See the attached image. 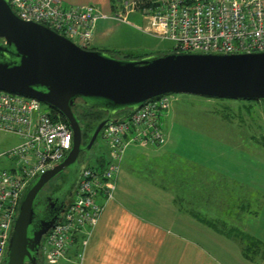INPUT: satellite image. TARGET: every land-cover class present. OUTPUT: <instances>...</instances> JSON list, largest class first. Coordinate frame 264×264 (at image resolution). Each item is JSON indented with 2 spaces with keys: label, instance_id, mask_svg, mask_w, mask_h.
<instances>
[{
  "label": "built area",
  "instance_id": "obj_1",
  "mask_svg": "<svg viewBox=\"0 0 264 264\" xmlns=\"http://www.w3.org/2000/svg\"><path fill=\"white\" fill-rule=\"evenodd\" d=\"M25 22L43 24L78 47L89 50L102 20L126 22L129 13L143 14L142 31L172 43L174 52L241 54L264 52V0H132L112 13L93 5L65 7L60 0H8ZM172 95L148 101L125 119L107 125L99 137L108 158L103 167L86 165L61 219L44 236L40 264H60L83 229L92 228L112 198L116 179L130 144L163 146L162 118ZM61 115L40 101L0 91V132L21 143L7 151L9 169L0 170V264L25 187L57 165L72 146L73 132ZM85 243V239L82 244Z\"/></svg>",
  "mask_w": 264,
  "mask_h": 264
},
{
  "label": "water",
  "instance_id": "obj_2",
  "mask_svg": "<svg viewBox=\"0 0 264 264\" xmlns=\"http://www.w3.org/2000/svg\"><path fill=\"white\" fill-rule=\"evenodd\" d=\"M0 91L40 101L57 111L73 132L62 161L23 190L3 259V264H40L43 238L61 219L64 201L104 127L168 95L264 102V52L118 58L82 49L43 24L22 21L8 0H0ZM77 103L104 114L86 144L73 112ZM64 175L65 183L42 194Z\"/></svg>",
  "mask_w": 264,
  "mask_h": 264
},
{
  "label": "rangeland",
  "instance_id": "obj_3",
  "mask_svg": "<svg viewBox=\"0 0 264 264\" xmlns=\"http://www.w3.org/2000/svg\"><path fill=\"white\" fill-rule=\"evenodd\" d=\"M97 26L100 33L105 32L95 48L98 51L137 57L174 52L171 42L140 32L147 26L141 13L128 14L124 23L102 20ZM162 124L165 146L130 144L123 161L137 167L160 162L164 169L155 168L154 175L192 180L177 184L176 193L200 192L202 196L199 217L176 219L184 226L175 233L169 260L174 264H264V102L172 95ZM19 143L17 136L0 132V170L9 169L4 154ZM95 157L108 158L100 137L90 166L97 164ZM117 187L119 193L121 185Z\"/></svg>",
  "mask_w": 264,
  "mask_h": 264
},
{
  "label": "crops",
  "instance_id": "obj_4",
  "mask_svg": "<svg viewBox=\"0 0 264 264\" xmlns=\"http://www.w3.org/2000/svg\"><path fill=\"white\" fill-rule=\"evenodd\" d=\"M123 1L132 0H60L65 7L93 5L107 14L117 10ZM100 31L96 25L93 49L101 45L100 36L105 32ZM157 167L164 169V164L153 161L137 167L133 162L123 161L116 179V185H121L119 193L117 187L110 200L104 202L99 197L104 210L98 222L77 234L60 264H174L169 254L174 249L175 233L184 226L183 221L176 219L197 218L204 205L201 206L200 192L176 193L175 186L187 180L180 182L162 178L159 173L154 175ZM134 186L137 190H133Z\"/></svg>",
  "mask_w": 264,
  "mask_h": 264
},
{
  "label": "trees",
  "instance_id": "obj_5",
  "mask_svg": "<svg viewBox=\"0 0 264 264\" xmlns=\"http://www.w3.org/2000/svg\"><path fill=\"white\" fill-rule=\"evenodd\" d=\"M91 50H95V49L91 48ZM106 52H108V51H106ZM109 53H112V52H109ZM112 54H114V53H112ZM114 55L118 58H140V57L131 56V55H128V56H126V55L125 56H117L116 54H114ZM55 112H57V111H55ZM73 112L76 115L77 119L79 120L80 126L82 127L83 144H86L89 137H90V133L92 132V130L96 126V124L104 117V114L99 113V112L90 111L89 109L84 108L81 105H79V103H77ZM61 119L63 121H65L62 117H61ZM91 157H92V155H91ZM95 159L97 161V164H95L94 166L99 167V168L103 167L104 161L106 159L104 157H98V158L95 157ZM86 165H89L88 162ZM39 258H40V262H41V254L39 255Z\"/></svg>",
  "mask_w": 264,
  "mask_h": 264
},
{
  "label": "flooded vegetation",
  "instance_id": "obj_6",
  "mask_svg": "<svg viewBox=\"0 0 264 264\" xmlns=\"http://www.w3.org/2000/svg\"><path fill=\"white\" fill-rule=\"evenodd\" d=\"M68 175H64V176H59L56 179H54L49 185L48 187H46L44 189V191L42 192L43 195L46 194H51L53 191H55L57 188L60 187V185H62L63 183H65V181L67 180ZM75 187L73 188V190L71 191V193L66 197L65 201H64V205L65 207H67V205L70 203V201L72 200V196H73V192H74ZM64 192H61V194H63ZM65 211V210H64ZM63 211V212H64ZM63 212L61 213V215L63 214Z\"/></svg>",
  "mask_w": 264,
  "mask_h": 264
}]
</instances>
